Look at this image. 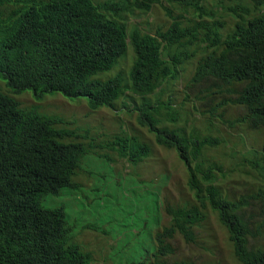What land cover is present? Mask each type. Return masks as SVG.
<instances>
[{
    "label": "trees",
    "instance_id": "1",
    "mask_svg": "<svg viewBox=\"0 0 264 264\" xmlns=\"http://www.w3.org/2000/svg\"><path fill=\"white\" fill-rule=\"evenodd\" d=\"M200 0H177L201 17ZM222 3L236 0H218ZM258 6L259 0H250ZM10 4L12 21L2 28L0 38V82L13 95L25 91L35 100L60 94L67 99L83 98L90 111L109 107L121 93L116 78L95 79L107 73L126 51L125 29L101 12L119 16L122 9L94 6L89 0H0ZM159 0H136L133 9L149 12ZM227 12L236 19L224 39L213 32L201 40L190 36L164 12L169 23L157 26L151 35L131 32L128 44L134 60L128 71L131 94L140 98L160 90L169 79L178 77V66L192 54L178 49L163 62L156 40L166 45H203L204 54L195 62L183 85L186 99L202 109L200 115L223 116L227 106H239L243 113L228 128H264V14L240 22L244 10L230 5ZM1 17V13H0ZM136 123L146 128L156 146L174 150L187 172L186 186L194 204L164 208L169 226L155 233L154 257L170 253L166 239L179 234L192 243V228L205 221L208 209L225 231L232 255L238 264H264V211L254 212L258 196L232 199L218 185L219 167L206 163L201 151L216 145L210 137L186 136L182 130L159 127L154 118L170 103L152 107L141 101ZM174 122V118H168ZM59 118L19 109L16 102L0 94V264H91L90 254L67 243L61 208H44L40 200L61 189H74L70 181L79 157L85 150L73 132L58 129ZM117 148L130 163L146 156L149 147L133 137H114L106 144ZM264 160V142L261 147ZM259 214V216L257 215ZM131 264H143L142 261ZM154 264H164L154 262ZM171 264H188L173 262Z\"/></svg>",
    "mask_w": 264,
    "mask_h": 264
},
{
    "label": "rangeland",
    "instance_id": "2",
    "mask_svg": "<svg viewBox=\"0 0 264 264\" xmlns=\"http://www.w3.org/2000/svg\"><path fill=\"white\" fill-rule=\"evenodd\" d=\"M44 3L47 0H35ZM94 6L111 5L122 9L119 16L101 12L111 17L125 29L126 51L111 69L95 77L101 81L113 77L121 81V93L109 107L90 111L83 98L67 99L60 94L46 95L35 100L25 91L13 95L0 82V94L12 99L19 109L37 115L56 117L61 123L55 127L73 132L78 138L64 141L79 142L85 152L70 181L74 189H61L56 195H47L40 200L44 208H61L65 227L68 229L67 243L74 244L81 252L90 254L91 264H143L162 262H185L188 264H238L232 255L231 245L225 231L215 216L206 209V219L194 226V240L185 243L179 234L164 241L169 254L158 255L154 235L169 226V216L164 208L189 207L194 204L192 194L186 186L187 172L174 150L156 146L146 128L136 123L137 107L141 101H149L152 107L169 101L170 109H160L154 118L159 127L182 130L186 136L210 137L216 145L201 151L202 159L219 167L216 173L218 185L232 199L240 196H258L254 212L264 211V160L261 147L264 128L246 130L228 129L222 121H230L243 113L239 106H227L223 116L210 118L200 115L199 106L185 98L183 85L192 73L196 60L204 54L203 45L191 43L189 37L180 45H166L159 39L156 45L159 59L166 62L178 50H185L191 57L178 66V77L169 79L160 90L140 98L128 89V71L134 60L128 44L131 32L151 35L157 26L169 23L164 12L180 27L190 29V36L201 40L207 32L219 39L231 33L236 19L226 8L230 5L244 10L239 20L264 14V0L253 5L250 0L222 3L218 0H200L199 17L190 7L177 5V0H159L151 5L149 12L133 9L136 0H89ZM15 8L10 4L0 6V38L2 28L9 25V14ZM174 118V122L168 118ZM114 137H133L146 144L149 151L137 163L128 162L115 147L106 146ZM259 216V214H257Z\"/></svg>",
    "mask_w": 264,
    "mask_h": 264
}]
</instances>
